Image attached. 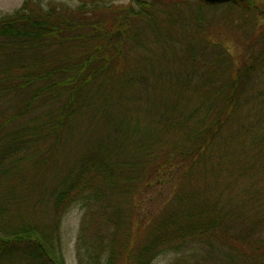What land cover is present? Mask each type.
<instances>
[{
  "label": "trees",
  "instance_id": "obj_1",
  "mask_svg": "<svg viewBox=\"0 0 264 264\" xmlns=\"http://www.w3.org/2000/svg\"><path fill=\"white\" fill-rule=\"evenodd\" d=\"M77 1L0 14V264H67L78 206L79 264H264V7L211 6L236 54L203 0Z\"/></svg>",
  "mask_w": 264,
  "mask_h": 264
},
{
  "label": "rangeland",
  "instance_id": "obj_2",
  "mask_svg": "<svg viewBox=\"0 0 264 264\" xmlns=\"http://www.w3.org/2000/svg\"><path fill=\"white\" fill-rule=\"evenodd\" d=\"M25 0H0V14H7L13 12L15 9L19 8ZM68 4H77V0H59ZM129 0H116L117 3H127ZM191 2H196L197 0H189ZM257 4L261 7H264V0H256ZM206 12H201L203 16V20L211 19L214 23V26L209 27V38L210 39H219L222 40V43L233 53L239 54L245 50V46L243 44L244 35L243 30L238 28L241 25L239 22L242 21L245 16L243 15H231L232 18L236 21H232L231 17H225L224 15L227 12L225 8L213 7V4H204ZM250 7V6H247ZM250 9V12L251 8ZM255 14L252 13V15ZM262 16V14H261ZM259 16V10L256 12L255 18L261 24L264 22V19ZM216 17V18H214ZM207 23V22H206ZM166 181V180H165ZM162 180V184L158 183L153 190L149 193L151 195L150 203L147 202L144 205H141L142 210H140V215L143 216L148 210L158 211L164 201L167 199L169 195L173 181ZM144 207V208H143ZM83 215L82 208L73 207L70 211L67 212L66 216L63 220L62 232H63V256L67 264H79L76 254V240L79 232V227L81 224V219ZM192 249H188L186 254L191 256ZM180 253L176 252H166L159 255L152 264H181L180 261Z\"/></svg>",
  "mask_w": 264,
  "mask_h": 264
},
{
  "label": "water",
  "instance_id": "obj_3",
  "mask_svg": "<svg viewBox=\"0 0 264 264\" xmlns=\"http://www.w3.org/2000/svg\"><path fill=\"white\" fill-rule=\"evenodd\" d=\"M207 4H225L235 1H251V0H203Z\"/></svg>",
  "mask_w": 264,
  "mask_h": 264
}]
</instances>
